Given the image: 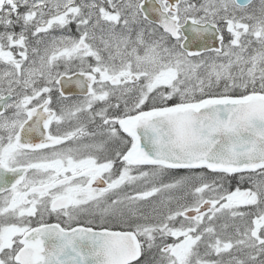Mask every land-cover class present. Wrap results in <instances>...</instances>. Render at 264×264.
<instances>
[{"label": "snow or ice", "instance_id": "obj_1", "mask_svg": "<svg viewBox=\"0 0 264 264\" xmlns=\"http://www.w3.org/2000/svg\"><path fill=\"white\" fill-rule=\"evenodd\" d=\"M0 264H264V0H0Z\"/></svg>", "mask_w": 264, "mask_h": 264}]
</instances>
